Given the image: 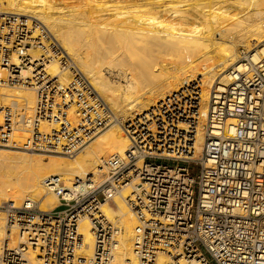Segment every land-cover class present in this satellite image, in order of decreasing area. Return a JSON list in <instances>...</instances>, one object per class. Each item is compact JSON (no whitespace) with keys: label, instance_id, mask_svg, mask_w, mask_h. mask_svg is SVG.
I'll return each instance as SVG.
<instances>
[{"label":"built area","instance_id":"1","mask_svg":"<svg viewBox=\"0 0 264 264\" xmlns=\"http://www.w3.org/2000/svg\"><path fill=\"white\" fill-rule=\"evenodd\" d=\"M41 30L51 44L50 33ZM29 36L15 30L6 36L12 45L0 58L1 66L8 64L0 85L39 87L37 107L32 116L7 108L0 143L13 147L10 135L22 126L30 135L24 149L72 157L119 119L61 48L50 46L49 53L62 57L61 69L71 73L68 85L59 78L22 79V71L44 64L31 54L38 45ZM256 51L242 50L226 82L213 86L204 123L199 95H190L199 83L192 82L121 124L129 150L103 159L96 175L71 185L46 178L45 188L60 202L54 209L42 211L37 202L1 205L8 237L14 231L16 239L11 246L7 238L0 264H31L30 252L41 264H113L121 229L103 206L116 208V197L137 221V264H159L162 257L164 264H264V53L254 58ZM15 54L19 61L10 65ZM43 122L60 131L43 132ZM86 221L94 238L91 254L81 233Z\"/></svg>","mask_w":264,"mask_h":264},{"label":"bare ground","instance_id":"2","mask_svg":"<svg viewBox=\"0 0 264 264\" xmlns=\"http://www.w3.org/2000/svg\"><path fill=\"white\" fill-rule=\"evenodd\" d=\"M24 17L38 23L33 26L32 20ZM39 23L55 38L51 44L45 40ZM1 25L0 58L6 55L4 48L12 45L5 40L14 30L16 34L27 31L38 45L30 52L44 64L33 71H22V79L39 77L50 82L59 78L62 86L68 85L71 73L61 69L58 62L62 57L51 53L57 58L52 60L49 53L50 46L56 51L61 48L121 120L86 145L83 154L78 152L72 157L46 156L24 149L30 135L22 126L15 127L10 135L13 147L0 143V206L37 202L42 211L60 203L56 194L45 188L46 178L56 176L71 185L77 178L100 172L102 158L123 156L129 150L130 139L121 124L185 86L190 87L192 82L199 83L190 95H199L204 123L211 90L215 83H225L229 69L241 63V48L258 49L254 58L264 53V0H0ZM18 61L15 54L10 65ZM6 66L0 62V77L6 75ZM24 85L17 90L0 85V128L8 120L7 108L12 113L15 109L25 115L34 114L39 87ZM67 113L73 121V106ZM42 130L58 132L60 126L43 122ZM200 133L199 154L204 144ZM114 204L116 208L103 206L108 218L117 221L121 229L113 264H137L132 244L137 221L124 199L116 197ZM6 220L0 210V254L7 238L11 246L16 239L14 231L8 237ZM81 233L91 254L94 238L88 221L82 224ZM30 260L31 264H41L33 252ZM164 262L163 257L159 259V264Z\"/></svg>","mask_w":264,"mask_h":264},{"label":"rangeland","instance_id":"3","mask_svg":"<svg viewBox=\"0 0 264 264\" xmlns=\"http://www.w3.org/2000/svg\"><path fill=\"white\" fill-rule=\"evenodd\" d=\"M6 16H8V15H6ZM25 19H29V20H32L31 21V24L33 25V26H36V24L38 23L37 21H35V20H33V19H31V18H27V17H24ZM40 25H39V27H41V28H44L47 32H48V29H46L45 27H43L42 25L43 24H41V23H39ZM48 34H49V32H48ZM50 35V37H51V39L53 40V39H55L51 34H49ZM48 42V41H47ZM50 42V41H49ZM62 51H63V53H64V55L67 57V58H69L70 59V61H72V59L67 55V53L65 52V50H63V49H61ZM242 50H244V48H241V50H240V52L242 51ZM109 76V78H112V80H114L115 81V79L117 80V78H115V76L113 75V76H110V75H108ZM200 78V77H199ZM216 84V83H215ZM214 84V85H215ZM14 90H17V89H19V88H13ZM24 112V111H23ZM18 113H21V112H18ZM22 114V113H21ZM29 114H31V113H29ZM206 121V120H205ZM111 127V126H110ZM109 128V127H108ZM107 128V129H108ZM107 129H105V130H107ZM105 130H103L102 132H104ZM101 132V133H102ZM100 133V134H101ZM99 134V135H100ZM98 135V136H99ZM97 136V137H98ZM96 139V138H95ZM95 139H93L92 141H90L89 143L91 144ZM87 144L88 146L90 145V144ZM85 149H86V146L85 147H83L80 151H79V153H84L85 152ZM78 154V153H77ZM47 156V155H46ZM108 157H104V158H102V159H107ZM3 204H5V203H3ZM2 204V205H3ZM114 208V207H113ZM62 209H64V208H62Z\"/></svg>","mask_w":264,"mask_h":264}]
</instances>
